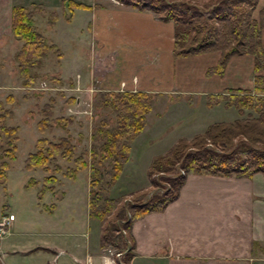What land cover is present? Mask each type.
<instances>
[{
	"label": "trees",
	"instance_id": "1",
	"mask_svg": "<svg viewBox=\"0 0 264 264\" xmlns=\"http://www.w3.org/2000/svg\"><path fill=\"white\" fill-rule=\"evenodd\" d=\"M142 11L154 12L162 21L173 23L174 57L219 51V58L208 73L222 74L232 56L250 54L253 57L252 87H230L207 95V106L222 102L234 107L240 114L232 120L211 122L202 131L187 138L181 136L162 153L155 154L147 167L150 186L111 194L110 188L120 178L129 158L130 142L143 131L146 114L152 109L162 92L146 90H99L97 103L115 111V122L108 125L106 118L92 132L94 141L89 149L90 163L83 151L77 153L70 134L57 139L40 135L34 142L35 149L27 153L25 168L41 169L45 175L39 197L52 190L61 171L60 157L71 160L65 174L75 178L77 172L89 168L88 216L101 221L100 247L115 249L116 264H130L134 255L135 240L132 224L152 211H162L180 192L189 173L221 176L251 177L256 172L264 176V5L254 10L259 0H118ZM71 20L74 8L91 9L92 5L79 0H61ZM47 14L42 4L32 7L13 2L10 8L11 34L21 41L14 53L23 85L36 79L34 68L51 51L59 52L36 26V15ZM57 12L51 13L49 23L54 24ZM11 100V96H7ZM49 97L41 107L37 121L39 131L53 125L66 127L73 115L53 116V102ZM191 95L188 96L190 103ZM3 101L0 100V109ZM12 110L0 111V176H6L10 162L16 158L18 126L7 123ZM109 165V166H107ZM52 172V173H50ZM37 180L27 185H35ZM48 184V185H47ZM152 191V192H151Z\"/></svg>",
	"mask_w": 264,
	"mask_h": 264
},
{
	"label": "rangeland",
	"instance_id": "2",
	"mask_svg": "<svg viewBox=\"0 0 264 264\" xmlns=\"http://www.w3.org/2000/svg\"><path fill=\"white\" fill-rule=\"evenodd\" d=\"M79 1H94V4L105 3L104 5L111 7L109 11H111L112 18L107 33L108 38L106 37L104 40V45L101 43L103 39L100 38L101 41L96 40L92 33L87 9L75 7L72 19L68 20V11L60 6V0H0V100L3 101V107L0 111L5 108L11 109L12 114L7 116V123L18 126L16 158L10 162L6 176H0V216L2 213L10 214L8 208L11 204L12 220L15 219L9 228H14V224L17 225L16 217L18 216L29 221V226H32L30 230L33 231L42 229V226L46 224L44 221L46 220V213H52L57 209L56 214L60 215L61 220L60 243L65 245V235L70 236L71 239H77L81 243L89 236L91 247H93L94 242L98 241L101 221L90 218L87 213L89 168L79 170L74 179L70 178L65 174V170L68 166H73V162L59 157L57 162L61 165L62 170L52 171L57 176V182L53 190L45 192L48 197L44 201L45 195L39 198L38 193L47 187L42 184L45 173L41 169L28 170L24 166L25 157L28 152L35 149L34 142L38 136L46 135L51 139H57L66 133L71 135L72 141L76 145V152L83 151L84 158L90 163L88 152L94 141L92 139L93 130L99 123H102L103 118L107 119L108 125H113L115 122V111L100 106L97 103L99 97L97 93L99 90H106L105 79L102 75L107 72V69H112L110 66L116 62L114 56L106 57L109 59L108 61H102L104 55L116 54L118 51V46H116L114 49L117 51L113 49L114 51L107 53L108 49L111 48L107 46L110 44L111 34H114L120 24L116 15H119L123 9L128 10L130 5L118 0ZM12 2H22L30 7L33 3L42 4L47 14L45 16L36 15L37 29L60 49L59 52L51 51L42 58L41 63L34 68L36 79L27 86L22 84V77L18 73L14 59V53L20 47L21 41L15 38L10 31L9 7ZM263 3L264 0H259L258 6L254 10L255 16H257L258 9ZM53 11L57 12L58 17L51 25L49 19ZM150 17L156 18L155 20L158 21H153V23L142 22L141 25L143 24L144 28L147 26L155 28L156 26L158 28L156 33L162 35L164 33L163 26L168 28L169 25L159 21L161 19L154 12L150 13ZM152 31L154 30L148 29L143 33L148 36ZM157 50L153 46L149 48L150 57H154L151 58L153 62L158 59ZM181 57H190V55ZM190 63L182 65L186 74L191 73L198 66ZM236 63L230 65V75L226 74L222 78L225 80L229 78V80L237 81L240 84L247 83V80L252 78L253 72H248L249 69L244 66V62ZM154 66L151 64V67ZM157 67L159 66L157 65ZM136 68L138 66H135V72ZM146 70L144 71L145 74H147ZM197 73L199 77H204L203 80L209 78L207 75L204 76L205 74L200 68ZM145 74H140V76ZM165 74L167 75V72ZM113 75L114 73L111 74L112 77ZM132 78L136 77L133 76ZM175 82V80H170L169 84H171L170 87H173L170 91L176 98ZM161 85L164 87L163 84ZM191 94L190 103L188 97L185 98L186 96L183 97L185 98L183 101L188 102L193 108L189 105H182L184 102L175 101L174 97H162L153 103L151 112L149 111L150 113L147 115L146 129L129 140L130 146H133L132 159L125 167L127 169L124 170L122 178L110 188L111 194L119 195L124 191L131 192L149 187L150 181L146 172L149 165L148 159L157 153L164 152L179 137L189 138L195 133L202 132L207 127L206 123L218 121L214 119L219 116L238 117L240 115L238 111L236 114L233 113L234 107L230 110L217 107L209 111L201 103L200 98H203L201 93L193 92ZM9 95L11 100L6 99ZM51 96L55 98L53 116L73 115L74 119L64 128L53 125L41 132L38 130L37 121L41 117L43 103L48 101ZM3 142L4 139L0 137V144ZM36 180L37 184L27 185ZM35 209L45 214H41ZM25 233L31 234L30 232H23V234ZM92 251L94 253L95 250ZM115 252L113 247H103L99 249L100 260L97 258L96 261L94 256L89 254L86 255L84 261L78 260L76 264H116L114 261ZM83 253L82 251L81 254ZM262 256L264 257V255ZM40 257L39 253H31L18 262L8 259H4V262L6 264H40ZM169 259L168 256L165 257V261L161 264H181L179 258L171 259L168 262ZM253 264H264V258L256 259Z\"/></svg>",
	"mask_w": 264,
	"mask_h": 264
},
{
	"label": "crops",
	"instance_id": "3",
	"mask_svg": "<svg viewBox=\"0 0 264 264\" xmlns=\"http://www.w3.org/2000/svg\"><path fill=\"white\" fill-rule=\"evenodd\" d=\"M85 3L92 5L91 9H87L92 33L96 40L101 41L100 38H102L101 43L104 45V40L108 38L107 33L112 18L111 11H109L111 7H107L105 3L94 4V1ZM10 8L11 6L9 12ZM150 13L138 11L130 6L128 10L123 9L119 15H116L120 24L114 34H111L110 44H107L111 48L107 53H111L116 46H118V51L114 49L117 51L116 54L104 55L103 60L101 59L108 61L106 57L114 56L117 62L110 66L112 69H107V72L102 75L105 79L106 90L162 91L164 93L159 99L174 97L175 101L184 102L182 105L185 106L189 103L183 100L192 95L191 93L199 92L203 95L200 100L205 109L209 111L217 107L232 109L222 102L207 106V95L230 87L251 88L252 78L247 80V83L240 84L222 77L226 74L230 75V65L236 62L240 64L244 62V66L249 69L248 72H253V57L250 54L232 56L222 74L208 73L207 70L216 64L219 52L212 50L190 55V57H174L172 21L159 20L169 25L168 28L163 26L164 33L161 35L156 33L158 29L156 26L155 28L150 26L144 28L143 24L141 25L142 22L158 21L150 17ZM148 29L154 31L145 36L143 32ZM152 46L158 49L156 62L151 60L154 57H150L149 48ZM190 60H192L191 63ZM189 63L198 66L191 73L186 74L183 66ZM151 64L155 66L151 67ZM135 66L140 68H136V72L134 71ZM199 68L204 72L205 77L206 75L209 77L207 80L197 75ZM112 73H114L113 77ZM140 74L145 75L140 76ZM133 76L136 78L133 79ZM170 80L176 81V87H174L176 98L170 91L173 88L170 87ZM184 96L186 97L183 98ZM189 106L192 107V105ZM236 111L233 108V113L236 114ZM150 112L146 114V119ZM234 118L236 116H219L214 120ZM209 123H206V126ZM132 152L133 146L131 145L129 158L118 181L127 169L125 167L131 162ZM150 160L151 158L148 159V164ZM44 193L42 197L45 195V201L48 194ZM8 210L12 216L11 204ZM57 211L55 209L52 213H46V220H44L46 224L43 223L42 229L33 231L30 230L32 226H29V221L17 216V225L14 224V228H9V231L0 238V264H6L4 259L18 262L31 253L41 255L40 264H76L78 260L84 261L86 255L89 254L94 256L96 261L97 258L100 260L99 249L103 247L99 246V234L98 241L94 242L93 247H91L89 236L81 243L65 235V245L60 243L61 220L60 215L56 214ZM131 230L135 247L130 264H161L167 256L170 258L168 262L179 258L181 264H253L256 259L264 258L262 256L264 255L263 173L256 172L251 177L189 173L175 200L171 201L164 210L152 211L135 220ZM23 232L31 234H23ZM96 245L99 247H97L98 250ZM92 250H95L94 253ZM82 251L83 254H81Z\"/></svg>",
	"mask_w": 264,
	"mask_h": 264
},
{
	"label": "built area",
	"instance_id": "4",
	"mask_svg": "<svg viewBox=\"0 0 264 264\" xmlns=\"http://www.w3.org/2000/svg\"><path fill=\"white\" fill-rule=\"evenodd\" d=\"M11 223V218L8 215H2L0 219V238L6 233L7 228Z\"/></svg>",
	"mask_w": 264,
	"mask_h": 264
}]
</instances>
